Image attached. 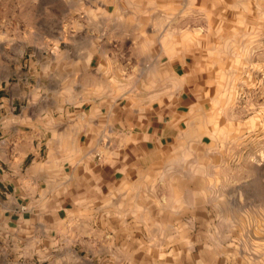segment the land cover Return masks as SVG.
Instances as JSON below:
<instances>
[{
  "label": "rangeland",
  "instance_id": "374dc122",
  "mask_svg": "<svg viewBox=\"0 0 264 264\" xmlns=\"http://www.w3.org/2000/svg\"><path fill=\"white\" fill-rule=\"evenodd\" d=\"M92 1L0 0V163L20 172L1 191L33 209L0 218L2 264H264V0ZM97 16L125 35L115 113L59 137L25 116L76 82L65 64L98 65L71 53ZM39 161L50 200H27Z\"/></svg>",
  "mask_w": 264,
  "mask_h": 264
},
{
  "label": "crops",
  "instance_id": "0c3cea01",
  "mask_svg": "<svg viewBox=\"0 0 264 264\" xmlns=\"http://www.w3.org/2000/svg\"><path fill=\"white\" fill-rule=\"evenodd\" d=\"M100 2V0H97V3L96 1H92L88 3L86 7L91 8L94 14L98 15L99 11L97 10L109 7L107 4H101ZM79 7L83 8L84 4ZM75 23L77 24V29H81V32H84L85 34L81 39L76 42V48L71 53H77V58H95V60H97L98 62V65L96 64L95 68H90V65L85 63V60H83V63L77 66V68L75 66L68 65V63L65 64V73L76 74V82H69L70 80L68 78L70 75H67L68 81L66 84L62 82L59 83L57 80L54 83L55 86H53L55 89H57L56 95L58 93L59 96L55 99L53 105L52 101L49 104L45 103V106L43 107L42 111L38 113L32 112L25 116L31 121L44 117V119L48 118L50 121L59 122L57 127L55 128L59 137H61L60 135H63L67 127H70L71 122H79L91 119L95 120L97 116L99 117V120L104 118L109 119V116L115 113V105L117 102V94L115 91L116 89L115 87H113V83H115V80H113V70L116 69V64L115 61L114 64H111L110 61L108 62V64H106V60L108 58L120 55L119 51L124 50L122 49L121 43H118V47L116 48L115 46H113L115 42L125 38L123 30L116 29V26L122 25V22H116L115 18H100L99 16H97L96 18L85 17L77 19ZM67 25L68 23H66V26ZM104 59L105 62H103L102 64V60ZM85 73L90 74V77L86 76ZM87 78L91 79L90 83L88 82ZM69 86L78 90L77 97L73 99H70L68 96L65 97V93ZM121 94L122 92H120L118 96H120ZM52 107H55L56 109L52 110ZM62 122L65 123L62 124ZM2 126L0 125V127ZM81 126L84 128L86 125L82 124ZM107 133L109 135L113 134V136L116 137L117 131H112V128H108ZM122 133L118 134L123 137L128 136L127 134H125V132ZM95 151L101 152L102 150L98 146ZM1 152V154L3 155V149H1ZM1 161L2 163H0V218L2 217L5 219H16V221L9 220L7 222L8 225H12L20 221L23 222L25 220L29 221V218H31V214H33V209L31 211L25 209L23 206L18 205L17 197H15L16 203L13 200H10L8 197L5 198V196L7 195L6 191H1V188L7 189L6 185H12L10 180L11 177L14 179L20 176V172L13 171L15 169L14 167H7L8 163L4 162V157L2 156ZM131 167L132 166L128 163L127 168ZM50 168H52L51 162L44 161L37 162V166L31 167L30 169L27 168V171H25L24 176L20 178L21 180H24V184L21 186V192H24L25 195H28L27 200H36L37 195L38 200H50L48 192L47 194L46 192H44V190H48L47 187L43 188L42 192L37 193V190H35L36 188L32 186L33 184H35L34 186H36L39 180H43V187L46 186V182L51 180V173L47 171ZM61 176L62 173L59 172L55 177L60 179ZM29 179L31 181H29ZM113 183H115L114 180ZM28 228L29 227H27L26 229L27 231H29ZM5 232L9 234L11 233L10 230H2L1 235H4ZM8 248L10 252L13 251L10 247ZM0 264H2V261L0 262Z\"/></svg>",
  "mask_w": 264,
  "mask_h": 264
},
{
  "label": "built area",
  "instance_id": "2783aa9c",
  "mask_svg": "<svg viewBox=\"0 0 264 264\" xmlns=\"http://www.w3.org/2000/svg\"><path fill=\"white\" fill-rule=\"evenodd\" d=\"M20 264H25L24 262L20 263Z\"/></svg>",
  "mask_w": 264,
  "mask_h": 264
}]
</instances>
